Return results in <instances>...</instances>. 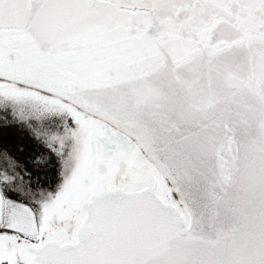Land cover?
Masks as SVG:
<instances>
[{
    "label": "snow or ice",
    "instance_id": "snow-or-ice-1",
    "mask_svg": "<svg viewBox=\"0 0 264 264\" xmlns=\"http://www.w3.org/2000/svg\"><path fill=\"white\" fill-rule=\"evenodd\" d=\"M0 264H264V0H0Z\"/></svg>",
    "mask_w": 264,
    "mask_h": 264
}]
</instances>
